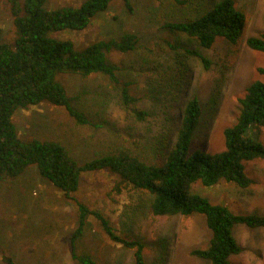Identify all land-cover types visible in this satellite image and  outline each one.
Masks as SVG:
<instances>
[{"label":"trees","instance_id":"trees-1","mask_svg":"<svg viewBox=\"0 0 264 264\" xmlns=\"http://www.w3.org/2000/svg\"><path fill=\"white\" fill-rule=\"evenodd\" d=\"M46 1L9 0L14 37L11 41H0V181L16 178L35 165L42 177L72 200L76 224L69 234L68 248L76 264H100L79 246L91 219L112 242L133 250L135 264L146 263L141 240L118 229L100 209L75 196L82 173L95 170L113 175L118 191L124 185L141 192L145 208L154 215H202L210 236L206 247L195 248L192 254L207 264H229L230 256L242 251L232 227L235 224L264 227V214L234 213L194 192L192 185L201 182L210 186L220 181L234 182L241 188L251 185L253 180L245 174L243 163L264 160V144L255 132L264 127V80L255 79L246 86L238 100L236 122L224 130L223 150L191 152L202 105L196 93L185 91L182 93L185 100L178 103L173 76L169 75L173 63L161 59L145 68L146 62L126 64L111 59L112 51L126 53L137 48L139 36L134 32L97 40L82 48H76L69 39L51 36L52 32L64 29H85L112 0H83L78 5L55 8H47ZM122 1L132 11L131 0ZM157 1L156 10L168 14L164 27L170 35H185L205 48L219 37L234 41L244 26L245 13L234 0ZM167 43L177 48L171 40ZM246 44L264 52V33L248 36ZM194 53L203 60L199 53ZM150 69L156 79L146 75L149 90L143 93L141 77ZM66 72L82 76L97 73L107 78L134 125L126 129L127 145L114 146L111 151L82 162L58 139L21 137L14 122L15 114L41 103L62 107L78 125L101 126L85 103L56 81L59 73ZM257 72L264 75V68L258 67ZM178 73L186 74L183 69ZM144 101H151L154 107H144ZM166 102H170L172 109L165 108ZM146 123V128H137ZM165 244L166 241H160L161 248ZM164 254L160 252L158 258Z\"/></svg>","mask_w":264,"mask_h":264},{"label":"rangeland","instance_id":"rangeland-1","mask_svg":"<svg viewBox=\"0 0 264 264\" xmlns=\"http://www.w3.org/2000/svg\"><path fill=\"white\" fill-rule=\"evenodd\" d=\"M82 1L47 0L45 6L78 5ZM234 1L245 13L242 31L234 41L219 37L209 48L185 35H170L164 27L168 14L156 10L157 0H131L132 11L122 0H112L85 29H64L52 32L51 36L69 39L76 48H82L97 40L119 38L125 32L136 33L139 42L135 50L112 51L110 58L126 64L146 62L149 67L145 68L161 59L172 62L169 75L173 76L178 103L185 100L182 95L185 91L196 93L202 105L190 151L219 152L225 148L224 130L236 122L238 100L246 86L255 79L264 80V75L257 72L258 67L264 68V52L246 44L248 36L264 33V0ZM9 6V0H0V41H11L14 37ZM167 40L177 44V48ZM181 69L185 76L178 73ZM146 75L156 79L151 69L141 77L143 93L149 90ZM55 79L71 96L85 103L101 126L78 125L62 107L41 103L15 114L14 122L21 137L58 139L82 162L111 151L114 146L128 144L126 129L130 124L134 126L133 122L105 76L66 72ZM142 105L154 107L151 101ZM165 106L167 110L173 107L170 102ZM146 127L147 123L137 128ZM255 132L264 144V127ZM243 164L245 174L253 180L250 186L241 188L228 181L210 186L196 182L192 190L234 213L264 214V160ZM115 180L106 170L84 172L75 196L100 209L118 229L141 240L145 245V264H207L192 254L193 249L206 247L210 236L202 215H154L145 208L141 192L124 185L118 191ZM71 201L42 177L35 165L16 178L0 181V264H76L68 248V237L76 224V209ZM232 234L242 251L231 255L229 264H264V227L235 224ZM161 240L167 242L163 248ZM79 246L100 264H135L133 250L112 242L93 219ZM160 252L165 253L161 259Z\"/></svg>","mask_w":264,"mask_h":264}]
</instances>
